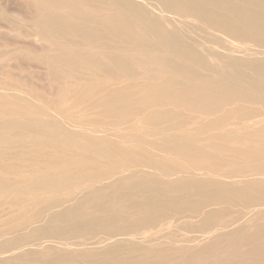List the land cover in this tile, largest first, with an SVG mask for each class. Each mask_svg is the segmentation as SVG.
I'll return each instance as SVG.
<instances>
[{"label": "bare ground", "instance_id": "bare-ground-1", "mask_svg": "<svg viewBox=\"0 0 264 264\" xmlns=\"http://www.w3.org/2000/svg\"><path fill=\"white\" fill-rule=\"evenodd\" d=\"M0 207V264H264V0H0Z\"/></svg>", "mask_w": 264, "mask_h": 264}, {"label": "rangeland", "instance_id": "rangeland-1", "mask_svg": "<svg viewBox=\"0 0 264 264\" xmlns=\"http://www.w3.org/2000/svg\"><path fill=\"white\" fill-rule=\"evenodd\" d=\"M43 83L46 84V83H48V81H44ZM5 209H7V208L0 207V212L3 213ZM0 241H1V239H0ZM6 255L8 256L9 254H6Z\"/></svg>", "mask_w": 264, "mask_h": 264}]
</instances>
